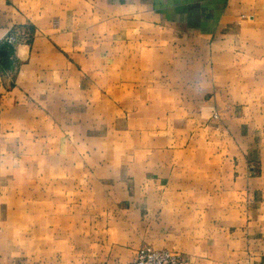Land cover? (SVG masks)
I'll use <instances>...</instances> for the list:
<instances>
[{
	"label": "crops",
	"instance_id": "1",
	"mask_svg": "<svg viewBox=\"0 0 264 264\" xmlns=\"http://www.w3.org/2000/svg\"><path fill=\"white\" fill-rule=\"evenodd\" d=\"M0 264H264V0H0Z\"/></svg>",
	"mask_w": 264,
	"mask_h": 264
},
{
	"label": "built area",
	"instance_id": "2",
	"mask_svg": "<svg viewBox=\"0 0 264 264\" xmlns=\"http://www.w3.org/2000/svg\"><path fill=\"white\" fill-rule=\"evenodd\" d=\"M5 43L8 46L6 49V53L8 54L10 49L13 50L17 46V36H8ZM131 264H189V262L183 255L173 251L167 249L160 250L151 246H145L137 251Z\"/></svg>",
	"mask_w": 264,
	"mask_h": 264
},
{
	"label": "water",
	"instance_id": "3",
	"mask_svg": "<svg viewBox=\"0 0 264 264\" xmlns=\"http://www.w3.org/2000/svg\"><path fill=\"white\" fill-rule=\"evenodd\" d=\"M6 55H7L6 51H0V56H6Z\"/></svg>",
	"mask_w": 264,
	"mask_h": 264
},
{
	"label": "trees",
	"instance_id": "4",
	"mask_svg": "<svg viewBox=\"0 0 264 264\" xmlns=\"http://www.w3.org/2000/svg\"><path fill=\"white\" fill-rule=\"evenodd\" d=\"M5 49H7V48H5ZM8 54H12V52L11 51H8Z\"/></svg>",
	"mask_w": 264,
	"mask_h": 264
}]
</instances>
